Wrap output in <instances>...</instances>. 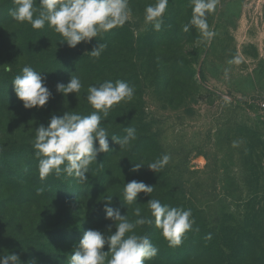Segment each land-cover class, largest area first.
Listing matches in <instances>:
<instances>
[{"label":"rangeland","instance_id":"374dc122","mask_svg":"<svg viewBox=\"0 0 264 264\" xmlns=\"http://www.w3.org/2000/svg\"><path fill=\"white\" fill-rule=\"evenodd\" d=\"M155 2L129 0L132 15L125 25L88 43L104 39L106 80L134 87L140 97L133 101L131 114L150 136L154 156L170 154L164 168L171 174L184 172L195 204L192 218L203 234L202 254L179 264H264V0H219L217 11L208 17L216 36L207 45L198 43L194 26L182 30L191 19L190 0H169L160 31L144 21L146 6ZM80 44L85 51L87 43ZM173 76L178 80L168 83ZM67 111L83 115L68 104L56 106L52 115ZM113 114L111 109L105 118L109 127L115 123ZM143 148L138 146L145 164L139 169L147 171L153 157L140 152ZM129 169L139 170L135 165ZM1 199L0 257L16 254L21 264H46L37 254L29 255L27 246L8 242L42 234L51 224L49 216L61 208L53 200H23L14 206ZM93 201L94 206L105 205L104 200H87ZM89 206L65 202L72 216L67 224L84 223L85 229H73L77 233L95 229L107 234L110 226L114 232L105 212L93 217ZM135 207L112 208L130 218ZM209 234L211 239L206 238ZM74 246L67 245L64 252L70 255Z\"/></svg>","mask_w":264,"mask_h":264},{"label":"trees","instance_id":"16d2710c","mask_svg":"<svg viewBox=\"0 0 264 264\" xmlns=\"http://www.w3.org/2000/svg\"><path fill=\"white\" fill-rule=\"evenodd\" d=\"M36 3V7L39 8V0H36ZM14 6L13 0H0V198L8 200L14 206L23 200H53L61 211L49 216L51 224L42 231V234L31 233L23 239H13L8 243L12 247L27 246L28 254H37L36 257L43 263L67 264L68 260L65 257L69 253H65L64 248L79 242L83 233H77L73 229L75 227L85 229L83 226L85 224L73 226L67 224L72 220V216L70 210L66 209L65 202L87 203L90 210H93V217H97L99 213L104 212L105 205L94 206V201L88 203L87 200H104L105 197H112L110 207L126 204L123 190L125 184L132 180L154 187L150 194L138 193L139 205L133 204L141 207L142 215L149 214L147 202L155 198L162 204L191 209L193 216L194 199L188 194L189 188L185 187L187 181L184 172L171 174L165 168L157 173L150 169L147 171L129 169L136 164L137 158L138 164L141 163V156L137 153L138 146L144 147L140 152L151 154L152 161L158 159L154 156L156 150L151 147L153 144L150 136L143 134L136 117L131 114L136 108L133 101L139 96L136 91L132 100L113 106L115 123L112 126L109 127L106 119H103L102 126L108 130L111 151L98 153L96 162L89 166V171L85 174L87 181L81 182L79 178L66 175L57 177L54 174L43 180L40 178L38 158L34 155L32 145L35 128L40 125L47 126L53 116V110L58 105L68 104L77 108L83 115L94 111L86 100L87 88L89 85L98 86L103 83L108 68L104 51L99 59L91 57L89 53L99 43L104 44V39L87 43L85 51L81 50L84 44L80 43L70 48L63 42V37L47 24L42 29H34L28 23L14 20L9 14V10ZM26 65L42 72L44 82L52 93L43 107L25 109L23 102L14 92L12 81L16 75L21 74L22 68ZM8 67H11V71H6ZM73 75L78 76L82 82L81 92L76 95L69 93L66 96L57 92L56 85L58 83L66 85ZM177 80L178 78L173 76L168 78L167 82L173 83ZM127 127L135 128L137 134V139L132 142L130 150L121 149L110 138L113 135L125 136ZM95 146L98 147V144ZM133 217L135 216L131 215L129 219ZM141 235H147L159 248L158 255L145 264H150V261H154L151 264H179L193 256L194 259H198L202 254L200 247L203 234L199 222L194 221L192 230L185 234L179 247H170L154 224L144 225Z\"/></svg>","mask_w":264,"mask_h":264},{"label":"clouds","instance_id":"9594fccd","mask_svg":"<svg viewBox=\"0 0 264 264\" xmlns=\"http://www.w3.org/2000/svg\"><path fill=\"white\" fill-rule=\"evenodd\" d=\"M13 3L15 6L9 14L14 20L28 23L34 29H42L47 24L63 37V42L70 48L80 42L88 43L113 28L123 27L132 15L129 0H39V8L36 7V0H13ZM168 3L169 0H156L154 4L147 5L145 24H151L155 31H160ZM190 3L191 19L182 30L188 32L194 26L200 33L198 43L207 45L216 36L208 17L217 11L219 0H190ZM106 47V44L99 43L89 54L99 59ZM6 71H11V67ZM41 73L26 65L12 81L14 92L25 109L45 106L52 95ZM82 87L80 78L73 75L66 85L58 83L56 90L65 96L69 93L76 95ZM134 92V87L123 80H105L98 86L89 85L86 100L94 111L88 115L67 111L62 116L53 115L47 126L36 127L32 145L38 158L40 178L43 180L54 174L87 181L85 174L89 166L96 162L98 153L111 151L108 130L102 126L103 119L108 117L114 105L132 100ZM125 132L123 137H110L120 148L131 147L137 139L135 128L127 127ZM233 146H237V142L234 141ZM171 159L170 154H164L148 163L147 167L157 173ZM142 165L145 164H135V168L139 169ZM153 190V186L132 180L125 184L124 201L128 205H139L138 193L150 194ZM104 201L105 219L113 222L115 231L111 232V226L107 234L95 229L84 231L69 255L68 264H145L158 255L159 248L147 235L137 234L138 226L154 224L170 247H179L194 224L191 209L162 204L155 198L147 202L150 215H142L139 206L133 209V215L137 217L135 220L110 207L112 197H105ZM206 238L211 239V235ZM105 245L108 246L107 251L102 250ZM0 264H21V260L16 254H7L0 257ZM30 264H35V261Z\"/></svg>","mask_w":264,"mask_h":264}]
</instances>
